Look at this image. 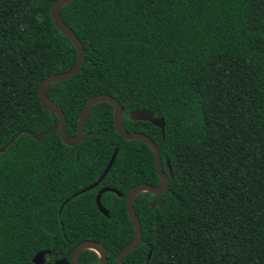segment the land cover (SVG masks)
I'll return each mask as SVG.
<instances>
[{
  "label": "trees",
  "instance_id": "1",
  "mask_svg": "<svg viewBox=\"0 0 264 264\" xmlns=\"http://www.w3.org/2000/svg\"><path fill=\"white\" fill-rule=\"evenodd\" d=\"M56 0H0V264L70 261L76 245L96 241L108 264L134 238L126 196L135 185L159 186L153 152L124 139L113 106L94 105L86 139L66 146L38 87L77 61L54 25ZM85 50L74 77L49 84L46 96L64 114L73 138L91 97L110 95L121 126L158 147L168 190L139 193L133 207L141 241L123 264H264V0H74L60 10ZM164 119V135L129 114ZM115 161L99 185L82 191ZM102 188L108 216L95 203ZM64 203V204H63ZM150 258L147 259L148 253ZM79 264H100L85 250Z\"/></svg>",
  "mask_w": 264,
  "mask_h": 264
},
{
  "label": "water",
  "instance_id": "2",
  "mask_svg": "<svg viewBox=\"0 0 264 264\" xmlns=\"http://www.w3.org/2000/svg\"><path fill=\"white\" fill-rule=\"evenodd\" d=\"M72 1L74 0H56L53 2L50 8V16H51V19L55 27L60 32H62L74 45L77 51V61L74 67L70 69L69 71L49 75L44 80H42L41 83L39 84L38 97H39L41 106L44 109L49 110L52 116H57L58 121H59L58 124L56 122L53 123V126L49 132L50 133L59 132L60 139L66 146H75L79 144L81 141L86 139V136L83 135V128H84V123L86 121V118L91 108L94 105L101 103V102L110 103L113 106V124H114V128L116 132L124 139L138 140V141L145 143L146 145L150 147V149L153 152V156H154V167H155L156 173L158 177L161 179V184L159 186H152L149 184L141 183V184L133 186L127 193L125 205H126L127 214L129 216V219L131 221V224L134 230V238L130 243H128L120 251L118 255L117 264H123L124 257L127 255V253H129L133 249H136L139 246L140 241H141V236H142L140 222H139V219L133 207V201L135 197L139 193H142V192H149L153 194L154 198L150 206L151 208H154L157 203V198L163 195L168 190L169 178L171 177V169L169 167V164L166 163L168 167V174L163 171L158 147L156 143L152 141L147 135L143 133H138V132L129 133V132H126L122 128L121 114L123 112V109L120 103L118 102V100L110 95L98 94L88 99L79 117V120L77 123L76 135L73 138L68 137L66 133V122H65L64 114L60 110V108L46 96L45 89L51 83L62 81L65 79H70L74 77L82 69L84 61H85V50L83 48L82 43L77 38L75 33L63 22L62 18L60 17V13H59V10L63 5H66ZM129 118L132 121H147L151 123L152 125H154L155 127L159 128L161 135L162 136L164 135V126H165L164 119L160 117L158 118L154 117V114L149 110L138 109V110L132 111L129 114ZM22 133H26L30 135L34 140L38 142H40L45 136V133H33L31 131L17 132L14 136L11 137V139L6 145L0 148V153H2L8 146H10L15 141V139ZM116 154H117V149L114 150V153L112 154L108 164L106 165L103 173L97 179V181H95L93 184L83 189L79 193L75 194L74 196L96 188L99 185V183L104 179V177L107 175L109 170L111 169L115 161ZM105 192H112V193L117 194L118 196H121V194L111 188H102L98 191L96 198H95L96 207L101 214L107 217L108 212L101 203L102 194ZM85 250H93L99 255L100 264H108L105 247L101 243H98L96 241H88V240L83 241L79 243L78 245H76V247L73 250L70 261H67L66 259H59V260H55L54 264H79V256ZM49 254L50 253L48 251H40L36 253L32 259L33 264H45L46 257ZM150 255H151V252L148 253L147 259L150 258Z\"/></svg>",
  "mask_w": 264,
  "mask_h": 264
},
{
  "label": "flooded vegetation",
  "instance_id": "3",
  "mask_svg": "<svg viewBox=\"0 0 264 264\" xmlns=\"http://www.w3.org/2000/svg\"><path fill=\"white\" fill-rule=\"evenodd\" d=\"M79 193V192H78ZM77 194V193H76ZM75 195V194H74ZM74 195H72V198L75 197ZM64 204V203H63ZM49 256V255H48Z\"/></svg>",
  "mask_w": 264,
  "mask_h": 264
}]
</instances>
